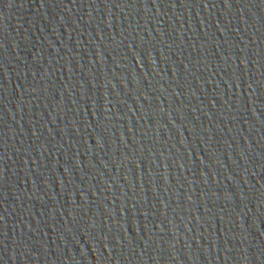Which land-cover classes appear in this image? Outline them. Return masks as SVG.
<instances>
[{
  "label": "water",
  "instance_id": "1",
  "mask_svg": "<svg viewBox=\"0 0 264 264\" xmlns=\"http://www.w3.org/2000/svg\"><path fill=\"white\" fill-rule=\"evenodd\" d=\"M0 264H264V3L0 0Z\"/></svg>",
  "mask_w": 264,
  "mask_h": 264
},
{
  "label": "snow or ice",
  "instance_id": "2",
  "mask_svg": "<svg viewBox=\"0 0 264 264\" xmlns=\"http://www.w3.org/2000/svg\"><path fill=\"white\" fill-rule=\"evenodd\" d=\"M262 3H264V0H261Z\"/></svg>",
  "mask_w": 264,
  "mask_h": 264
}]
</instances>
